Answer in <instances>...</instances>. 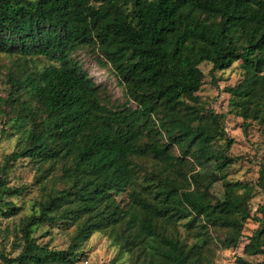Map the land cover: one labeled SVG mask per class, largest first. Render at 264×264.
Instances as JSON below:
<instances>
[{
    "label": "trees",
    "instance_id": "16d2710c",
    "mask_svg": "<svg viewBox=\"0 0 264 264\" xmlns=\"http://www.w3.org/2000/svg\"><path fill=\"white\" fill-rule=\"evenodd\" d=\"M204 64L218 91L238 70L227 113L264 130V0H0V264H83L95 234L107 264L264 255V164L235 177Z\"/></svg>",
    "mask_w": 264,
    "mask_h": 264
},
{
    "label": "rangeland",
    "instance_id": "374dc122",
    "mask_svg": "<svg viewBox=\"0 0 264 264\" xmlns=\"http://www.w3.org/2000/svg\"><path fill=\"white\" fill-rule=\"evenodd\" d=\"M210 67V65L206 64L202 65L201 67L206 74L204 79L206 83L199 94L202 96V99L207 98L209 101H211L210 106L213 107L217 112L223 113L225 115L224 121L226 130L228 135L234 140L231 154L238 157L239 159L235 166V177L253 184L259 169L258 163L261 162L264 164V130L254 127L251 128L248 135L245 136L242 132L240 119L227 113L228 94L225 93L224 89L226 86L235 83V81L238 79V70L233 69L231 71H227L221 75V78H218L220 77V74H217L216 82L220 88V91H218L210 83V77L207 75ZM90 73L95 75V77L98 79L101 76V74L96 70H90ZM12 148V142L8 139L0 141V162L2 161L3 154L9 152ZM175 170L179 174L182 173V175H186L192 171V168L190 165L182 163L177 164ZM19 172L18 175L20 174L21 177L24 178L23 180H30L28 168L19 169ZM194 197L195 199H199L197 196ZM261 202L262 200L260 196L257 195L254 197L252 200L253 214H255V210L257 209L258 204ZM255 227L256 224L250 220L246 226V235H250ZM247 242V239H243L235 249L219 252L214 264H239L238 258L246 260L251 264L264 262V255L249 254V251L244 247ZM53 245L56 247L64 246V237L57 235ZM3 246H5V251L8 252L10 249V240L3 244ZM84 247L87 257L83 264H107L116 254V248L111 246L107 239L99 234L93 235L87 241ZM124 259L116 262L115 264H125Z\"/></svg>",
    "mask_w": 264,
    "mask_h": 264
}]
</instances>
